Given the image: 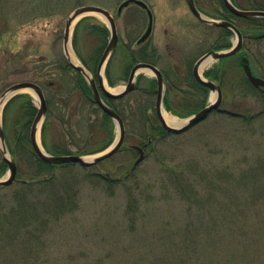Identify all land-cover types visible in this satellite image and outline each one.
Segmentation results:
<instances>
[{
    "label": "rangeland",
    "instance_id": "1",
    "mask_svg": "<svg viewBox=\"0 0 264 264\" xmlns=\"http://www.w3.org/2000/svg\"><path fill=\"white\" fill-rule=\"evenodd\" d=\"M59 1L64 4L54 8L56 0H0V97L14 84L36 82L45 86L52 116L62 112L56 101L64 81L54 64L65 58V24L76 8L97 5L116 16L120 43L111 59L117 82L107 85L110 91L124 89L129 78L121 77L124 58H139L141 47L154 48L157 67L176 81L205 54L237 41L236 35L221 41L222 32L200 22L187 0H142L153 13L154 26L141 45L137 40L149 18L139 6L117 16L124 0ZM196 1L206 18L221 20L216 0ZM235 1L246 9L264 7V0ZM92 16L107 25L104 18ZM75 26L70 46L77 55ZM244 42V55L256 74L264 75L263 42ZM216 67L221 111L179 135L151 142L135 169L139 155L132 146L151 139L143 115L149 112L147 105L156 117V96L145 92L154 79L148 71L138 74L135 91L115 101L128 135L121 151L89 168H56L48 184L24 186L26 176L20 175L0 188V264H264V91L241 84L243 67L237 58L212 61L203 79ZM23 93L38 106L33 93ZM216 95L209 93L198 111ZM174 99L169 104L182 110L179 97ZM163 111L179 120L190 117L170 112L165 103ZM152 125L161 126L158 119ZM22 160L21 165L27 164V158ZM7 175L8 170L0 179Z\"/></svg>",
    "mask_w": 264,
    "mask_h": 264
},
{
    "label": "trees",
    "instance_id": "2",
    "mask_svg": "<svg viewBox=\"0 0 264 264\" xmlns=\"http://www.w3.org/2000/svg\"><path fill=\"white\" fill-rule=\"evenodd\" d=\"M77 2L81 4L79 0H77ZM233 2L235 5L242 7L235 0H233ZM63 4L64 3L61 1L56 0L54 8H59ZM216 4L221 7L220 13L218 12V15H221L222 9L225 8L223 7L221 0H216ZM245 21L252 24L255 22V19H247ZM219 30L221 32L226 31L225 29ZM81 31L83 35L79 36ZM244 33L246 32L244 31ZM109 39L110 31L107 26L93 16L82 18L75 28L73 45L75 47L77 56L93 75H96L97 73L98 64L108 45ZM229 46L230 45L227 44L226 46H223V48ZM116 52L117 50L114 51L113 56ZM138 55L139 58H131L130 56L127 58L125 55L126 58L124 59L126 61V65L123 71L124 75L121 77L128 76L133 64L137 62H146L157 65V52L154 48L146 46L141 47ZM234 58L235 56L223 59L221 62L227 63V61H231ZM112 59H110L107 65L106 76L109 84L111 86H115L117 79H115L112 74ZM54 66H56V70H59L58 75L64 80L63 85L61 84V86L58 87V101H56V103H59L61 106L62 112L60 111V115L58 114L57 116H52L50 111L52 103L47 100L48 113L43 123L41 135L44 149L47 153L54 156H87L104 151L113 143L115 139L116 133L114 121L110 118V116L103 113L97 107L96 103L93 101L92 94L86 79L79 72L74 70V68L67 62L65 58H62L60 62L54 64ZM220 68V72H223L222 65ZM208 74L209 73L206 75ZM53 75H55V73H53ZM219 76L220 73H217L216 77L219 78ZM178 80H169L168 83L170 90L165 96L164 103L167 110L170 112L180 117H187L204 106L208 97V91L204 86L198 84L195 81L190 70L187 71L182 80ZM241 84H243L246 88L248 87L249 89L252 87L245 75L242 78ZM182 86L186 87V89H182ZM43 89H45V86H43ZM145 92H147L149 96H154L156 94L155 80L149 82ZM177 93L180 94V96H177L179 97L178 107L182 110H178L169 104L171 97L175 102L174 97H176ZM190 102L194 103V106L189 107L188 105ZM108 103L119 113V115H121L124 120V116L115 107V100H108ZM186 106L188 107L186 108ZM146 107L150 112L151 106L150 108L149 105ZM149 112H145L146 114L143 115L146 122L145 124L148 125L146 129L149 128V131L146 132V135H149V138L151 139L140 140L137 142L138 145L143 146L147 144L148 147H150L148 144L150 140L152 142L156 141L167 134L162 126H151L152 119H156V117L151 115ZM36 114L37 106L35 105L31 95L27 93L14 96L7 103L3 112V126L6 143L11 156L17 163V178L20 175L26 176L21 182V184L24 186H30L32 183L37 184L41 182L48 184L50 182L48 181V177L54 174L56 168L67 169L75 166L73 164H48L40 160L34 153L30 144L29 133L31 124ZM248 118L250 120L255 119V117H247V119ZM51 119H53V123H50ZM82 129H85L87 132L85 135H81V132H79V130ZM127 137L128 135L126 133V138ZM26 158L27 164L21 165L22 163L20 164V160H25ZM7 170V163L0 159V178L7 172Z\"/></svg>",
    "mask_w": 264,
    "mask_h": 264
},
{
    "label": "water",
    "instance_id": "3",
    "mask_svg": "<svg viewBox=\"0 0 264 264\" xmlns=\"http://www.w3.org/2000/svg\"><path fill=\"white\" fill-rule=\"evenodd\" d=\"M222 2L225 5V7L236 16H239L242 18H253V17H263L264 18V11L241 10V9L236 8L232 4L231 0H222ZM131 4H137L138 6L148 11L149 25L144 35L138 41V43H142L146 41L152 34L153 24H154L153 14L149 10L147 4L143 1L125 0L124 2L120 4L118 11H117V15H120L122 11L126 7L130 6ZM188 5L191 11L193 12V14L204 24H208L214 27L231 28L236 33L238 37V41L228 51H224V52H218L214 50L210 51L209 53L202 56L194 65L193 74L196 80L199 83L209 87L213 92H217L218 97L212 104L205 107L198 113L187 118L186 123L183 126L171 127L165 122V119L163 117V109H162L165 79H164L162 72L157 67L151 64L139 63L136 66H134V68L131 71L128 83L121 92L112 93L107 89V87L105 86V82H104L105 81V76H104L105 67L118 44L119 36L117 32L115 16H113L111 12L108 11L107 9L100 7V6H94V5H87V6L76 8L69 15L66 21V24H65V31H64V54H65L67 61L71 64V66H73L75 70L80 72L85 77V79L88 81L93 98L95 102L97 103L98 107L104 113L109 115L113 119V121L116 123L117 129H118V135L114 143L106 151L98 155H95L93 157H90V158L85 157V156H79V155H66V156L49 155L44 150L43 147L39 146L38 141H37L38 133L41 132L42 124L47 115V111H48L47 102H46L45 95H44L42 88L38 84L33 83V82H21V83H17V84H14L8 87L1 94L0 110L16 94L22 91H26V90L31 91L39 99L38 112L30 128V143L36 155L42 161L48 164H53V165L78 164L81 167L88 168L93 165L99 164L107 159H110L112 156H114L121 149L124 143V140H125V126H124L123 120L119 116V114L103 100L102 94L106 98H110V99H121L127 96L128 94H130L132 91L135 90V87H136L135 80H136L137 73L139 71L145 70V71H150L155 75V78L158 84L156 112H157L158 119L161 125L163 126V128L167 132L174 133V134H179V133H182L188 130L194 125L205 120L207 116H209V114H211L214 110L218 109L219 106L221 105V99H222L221 88L218 85L214 84L213 82L206 81L201 77L200 69H201L202 64L206 60H209V59L211 61H217L222 58L235 55L236 53L240 51L242 47V41H243L242 34L236 29L234 25L228 22H225V21L218 22V21L211 20V19L204 17L203 14L197 8L195 0H188ZM88 15H98V16L103 17L107 21L108 27L111 31L110 41L98 64L97 81L92 75H90V73L84 66H79V65L74 64L68 55V46L71 45L72 28L79 19H81L84 16H88ZM243 62H244V71L249 81L257 88L264 87V80L256 77L252 73V70L246 59H243ZM0 145H1L0 150H1L2 158L9 166L8 176L5 179L0 180V188H1V187H8L12 185L14 181L16 180V176L18 172L17 164L15 160L12 157H9L10 154L6 146L5 134H4V129L1 123V118H0ZM145 148L146 146H144L143 148L139 146H133V149L139 152V158L136 160L134 167H137L145 159Z\"/></svg>",
    "mask_w": 264,
    "mask_h": 264
},
{
    "label": "flooded vegetation",
    "instance_id": "4",
    "mask_svg": "<svg viewBox=\"0 0 264 264\" xmlns=\"http://www.w3.org/2000/svg\"><path fill=\"white\" fill-rule=\"evenodd\" d=\"M225 8V7H224ZM255 10H260V11H264V7L262 8H257ZM217 17H219L221 20L223 21H226L232 25H234L236 27V29L238 31H240L243 35V41H242V48L241 50L239 51V53H237V60L242 68V60L244 59V57H246L244 54H245V50H246V47H245V40L247 39H250V41H262L263 42V45H264V18H254L255 19V22H253L252 24L251 23H247V21H245V19L241 18V17H238L236 15H234L233 13L229 12L226 8L225 9H222V12H221V15H217ZM245 22V23H244ZM243 24H245L246 26H244ZM248 30H247V29ZM221 30L225 29L226 31L223 32L222 31V37H221V41H224L225 40L227 41L228 40V36L229 35H235L234 34V31L230 28H220ZM244 31L246 33H244ZM222 47H223V44H222ZM248 58V57H246ZM250 61V59H249ZM251 64V63H250ZM193 68L194 66L192 67V71L191 69H189L193 75ZM221 69V68H220ZM251 69L253 71V73L258 76L256 73V71L254 70V68L251 66ZM187 70V71H189ZM218 70V71H217ZM186 71V73H187ZM219 72V69L218 67H216L214 69V72L211 71L208 75H207V78L209 80H212L213 82H216L219 80V78L216 77L217 73L215 72ZM163 72V71H162ZM164 73V72H163ZM165 75V73H164ZM186 75V74H185ZM258 77H261L262 79H264V75H259ZM165 78H166V82H167V85H166V94L165 96L169 93L168 91L170 90L169 89V79L167 78V76L165 75ZM220 86V84H218ZM157 86V85H156ZM204 86V85H203ZM205 87V86H204ZM221 87V86H220ZM208 91V94L211 93L210 89L208 87H205ZM256 89H260V90H263L264 91V87H261V88H256ZM222 90V88H221ZM178 95L176 94V97ZM165 100V98H164ZM220 109H217L216 111H219ZM221 111V110H220ZM219 111V112H220ZM156 112V111H155Z\"/></svg>",
    "mask_w": 264,
    "mask_h": 264
},
{
    "label": "bare ground",
    "instance_id": "5",
    "mask_svg": "<svg viewBox=\"0 0 264 264\" xmlns=\"http://www.w3.org/2000/svg\"><path fill=\"white\" fill-rule=\"evenodd\" d=\"M68 55H69V57L71 58V61L74 64H76V65L79 64V61H78V59H77V57H76V55H75V53H74V51H73V49L71 48L70 45L68 46ZM211 63H212V61L210 59L206 60L202 64L200 72L202 73ZM111 91L112 92H117V90L116 91L111 90ZM118 91H120V90H118ZM214 98L215 97H213V100H214ZM163 117L165 119V122L171 127H181V126H183L186 123L185 120H179L178 118L170 115L169 113H167L165 111H163ZM37 141H38L39 146L41 147L40 133H38Z\"/></svg>",
    "mask_w": 264,
    "mask_h": 264
}]
</instances>
